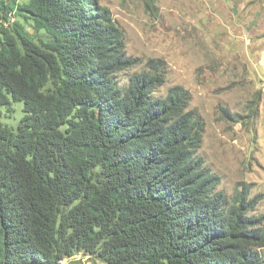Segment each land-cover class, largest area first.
Here are the masks:
<instances>
[{
    "label": "trees",
    "instance_id": "1",
    "mask_svg": "<svg viewBox=\"0 0 264 264\" xmlns=\"http://www.w3.org/2000/svg\"><path fill=\"white\" fill-rule=\"evenodd\" d=\"M139 61L99 0H0V264H264L260 197L217 188L164 60L117 79Z\"/></svg>",
    "mask_w": 264,
    "mask_h": 264
},
{
    "label": "rangeland",
    "instance_id": "2",
    "mask_svg": "<svg viewBox=\"0 0 264 264\" xmlns=\"http://www.w3.org/2000/svg\"><path fill=\"white\" fill-rule=\"evenodd\" d=\"M99 3L122 30L126 53L140 59L117 79L146 70L149 59L164 60L165 81L155 95L164 96L173 85L190 92L188 109L204 120L197 153L220 175L217 188L229 196L241 188L259 196L255 212L264 214V0ZM16 108L18 118L20 104ZM259 252L264 259V246ZM59 264L105 263L76 253Z\"/></svg>",
    "mask_w": 264,
    "mask_h": 264
}]
</instances>
